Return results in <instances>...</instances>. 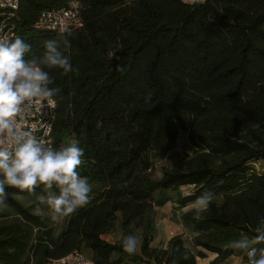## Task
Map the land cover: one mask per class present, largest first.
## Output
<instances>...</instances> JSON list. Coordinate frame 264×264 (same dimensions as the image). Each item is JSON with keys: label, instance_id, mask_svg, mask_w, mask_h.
<instances>
[{"label": "trees", "instance_id": "trees-1", "mask_svg": "<svg viewBox=\"0 0 264 264\" xmlns=\"http://www.w3.org/2000/svg\"><path fill=\"white\" fill-rule=\"evenodd\" d=\"M69 1L20 0L10 38L32 46L26 59L40 58L44 41L58 34L35 27L41 13ZM76 1L83 26L65 32V54L79 72L49 70L50 87L60 89L51 143L78 142V171L99 189L55 235L15 197L32 194L6 187L4 205L13 212L0 210V264H43L73 251L96 264H199L208 254L209 264H229V243L252 236L264 216V172L251 166L264 160V0ZM181 131L192 155L154 178L153 160ZM205 191L213 199L199 219L190 209L180 215L194 251L181 234L151 246L156 208L172 201L181 209ZM116 227L120 240L102 237ZM128 235L138 238V254L124 252Z\"/></svg>", "mask_w": 264, "mask_h": 264}, {"label": "clouds", "instance_id": "clouds-1", "mask_svg": "<svg viewBox=\"0 0 264 264\" xmlns=\"http://www.w3.org/2000/svg\"><path fill=\"white\" fill-rule=\"evenodd\" d=\"M69 35L61 32L45 40L38 59H26L32 46L21 37L0 36V205L7 198L6 187L26 191L36 196L34 214L43 215L41 205L46 206L53 221L85 207L93 190L88 177L78 171L84 163V150L78 142L54 148L38 138L35 127L28 124L34 111L56 106L54 98L60 89L50 87L54 80L49 70L59 69L65 75L79 72L65 54L71 48ZM150 99L149 92L146 101ZM38 188L43 194L37 195ZM212 199L213 193L205 191L191 204L194 219L208 210ZM250 230L252 236L233 240L228 247L243 252L248 264H264V247H258L264 245V216ZM138 244L135 235H128L122 248L133 255Z\"/></svg>", "mask_w": 264, "mask_h": 264}, {"label": "rangeland", "instance_id": "rangeland-1", "mask_svg": "<svg viewBox=\"0 0 264 264\" xmlns=\"http://www.w3.org/2000/svg\"><path fill=\"white\" fill-rule=\"evenodd\" d=\"M193 146L191 145L189 139H188V132L181 131L176 139L175 144L166 151L161 157L156 158L153 160L152 164V176L156 179L160 178L162 176V172L165 168H172L174 167L178 160L183 155H192L193 153ZM252 167L255 168V170L259 172H264V160H261L260 162L251 164ZM92 185V192L90 194V199L96 195V191L99 189L98 185L96 183L90 182ZM192 190L191 186H182L180 188V191L184 194L190 192ZM43 194L42 189L37 193V195ZM17 199H19L24 206H27L31 209L32 212H34V208L37 206V200L35 195H16ZM42 208H44V214L43 217L46 218V222L48 226L53 230L54 234L57 235L65 226V223L68 219V217L63 218L59 221H53L50 218V214L48 212V209L46 206L41 205ZM191 208V204L178 209L172 201H168L163 206L156 208V217H155V229H154V236L153 240L151 242V246L163 248L165 247L168 239L175 235V234H181L184 243L191 247V237L192 234L181 224L180 221V215L181 212H184ZM0 210L4 212L11 213L13 212L5 205H0ZM105 240L110 242H116L121 239V232L119 228H115L114 230L104 234L102 236ZM194 251V248H192ZM234 254L229 259V264H242L243 261V252H239L236 250H233ZM136 253H139V247H137ZM213 255L208 254L205 258H210ZM197 261L204 260L203 258L197 257ZM126 264H156L153 260H142L138 263L127 261ZM245 264V263H244Z\"/></svg>", "mask_w": 264, "mask_h": 264}, {"label": "built area", "instance_id": "built-area-1", "mask_svg": "<svg viewBox=\"0 0 264 264\" xmlns=\"http://www.w3.org/2000/svg\"><path fill=\"white\" fill-rule=\"evenodd\" d=\"M206 0H180L185 5L194 6L204 3ZM20 0H0V36L10 38L12 27L9 25V18L18 9ZM81 5L76 0H70L65 6L57 9H49L41 13L35 23L38 30L52 32H69L83 26L81 18ZM46 105L47 102L45 101ZM56 105V100H55ZM56 117V106H47L34 111L28 120V124L35 127V135L44 139L50 146L51 131ZM43 264H96L92 258L81 251H73L58 258H49Z\"/></svg>", "mask_w": 264, "mask_h": 264}, {"label": "crops", "instance_id": "crops-1", "mask_svg": "<svg viewBox=\"0 0 264 264\" xmlns=\"http://www.w3.org/2000/svg\"><path fill=\"white\" fill-rule=\"evenodd\" d=\"M170 239V238H169ZM168 239V240H169ZM86 255H88V256H90V254H86ZM204 260H200V261H198V263L199 264H209V262L213 259V256L212 257H208V258H203Z\"/></svg>", "mask_w": 264, "mask_h": 264}]
</instances>
